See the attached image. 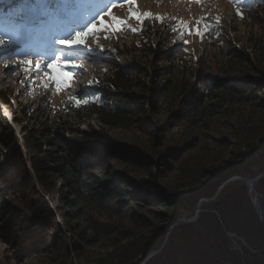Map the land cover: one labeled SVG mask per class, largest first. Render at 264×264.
I'll return each mask as SVG.
<instances>
[{
  "label": "trees",
  "instance_id": "trees-1",
  "mask_svg": "<svg viewBox=\"0 0 264 264\" xmlns=\"http://www.w3.org/2000/svg\"><path fill=\"white\" fill-rule=\"evenodd\" d=\"M32 2L36 6H32L31 13L46 20L38 27L23 28L34 37L41 29L47 36L50 25L79 14L89 1ZM256 6L262 12L264 0H257ZM26 23L29 20L25 26ZM178 24L167 31L168 40L164 38L163 42L161 32L144 29V35L138 36V46L118 50L117 56L123 62H114L113 74L104 86L90 88L89 102L84 106L91 107L103 130L75 135L68 121L40 122L36 111L29 116L27 112L23 120L14 113L33 175L27 169L19 138L0 110V147L4 151L16 149L14 162L6 163L10 161L9 167L19 175L18 181L8 186L11 188L0 182V229L4 241L19 246L17 229L23 223L22 209L26 204L48 214V221L52 219L47 196L52 198L65 225L73 229L77 226V231L89 222V207L99 216L116 220L124 238L119 255L114 261L102 259L100 264H140L151 252L157 253L145 264H264V219L260 220L243 181L224 186L225 193L201 212L196 220L198 227L181 222L186 209H194L200 199L213 197L228 180L257 177L264 172V137L244 140L245 146L241 145V152L229 166L213 165L207 172L205 155L193 162L186 156L198 147L192 144L195 137L187 132L178 139L174 136L181 124L193 130L231 106L245 104L264 110V67L233 45L226 50L237 58L235 66L229 59L230 71L217 57L201 55L195 59L180 45H169L181 32V27L176 28ZM209 28L214 36L220 33L214 26ZM2 31L12 34L10 28L0 25L1 35ZM152 37L159 41L155 43ZM136 54L143 55L145 64L134 58ZM10 96L0 90L2 103L12 107ZM26 119L31 121L30 126L25 125ZM105 129L134 130L154 141L146 151L110 136ZM5 156L0 153V159ZM4 168L5 164H0V176ZM176 171L179 177L199 174L203 180L176 188L166 182L167 175ZM26 181L34 185L37 182L43 195L30 184L24 191ZM257 183L264 197V176ZM27 194H32L31 199ZM40 218L42 215L36 217ZM57 223L50 225V231L59 228ZM95 230L99 232V228ZM230 234L243 238L246 245L238 240V248H233ZM52 238L56 243L57 235Z\"/></svg>",
  "mask_w": 264,
  "mask_h": 264
},
{
  "label": "rangeland",
  "instance_id": "rangeland-1",
  "mask_svg": "<svg viewBox=\"0 0 264 264\" xmlns=\"http://www.w3.org/2000/svg\"><path fill=\"white\" fill-rule=\"evenodd\" d=\"M32 1L0 0V25L10 28L12 32V34H8L6 31H2V35L0 34V37H3L6 41L5 45L0 46V90L11 94L9 98L12 105L11 110L13 113L18 114L19 119L23 120L27 112L29 116L33 111H36V120L38 119L40 122L47 119L50 123L57 119L68 121L73 128L72 134L75 135L92 129L103 130L104 127L98 117L90 111L91 107L84 106V104L77 107L75 101L71 98L89 100L87 95L90 88L103 87L105 80H108L113 74L114 62L122 64V59L117 56L118 50L121 51L132 44L138 46V36L142 35L144 31L133 33L130 28L125 27L120 32L108 30L95 32L94 35L86 37L87 47L81 45L76 47L75 50L67 45L55 44L53 46L56 50L55 55L61 57L58 63L64 64L65 56L75 61V66L68 63L62 69L63 72L70 73L69 76L64 77L69 86L57 89L55 83L48 81L44 75L45 72L50 73L46 65L52 60L53 53L49 48L52 38H60L69 33L74 35L73 30L81 31L83 25L92 20L106 5H109L111 0H88V7L78 12L79 14L75 19L69 18L70 23L65 25L67 22L63 20L58 24L50 25L49 30H53L52 35L49 36V39L44 35L42 40L36 39L35 36L30 38L29 33H23L21 28L26 20L30 21L29 27L39 26L42 21H46L44 18L37 19L33 15L35 13H31L32 6H36V3ZM256 1L243 0V3L237 5L233 0H201L200 3L196 0H136V4L130 6L123 0L112 9V14L128 20V23L136 28H139L140 25L135 19L129 18L130 7L141 13L151 12L154 16H164L165 21L163 23L155 19H145L143 23V30L150 28L153 33L161 32L162 40L160 42H163L164 38H168L166 33L169 29L183 20L189 26L191 34L184 32L181 26L179 36L172 38L169 45H180L186 49L187 54H191L195 59L201 55L217 57L220 62L225 64L226 70L230 71L232 67L227 65L229 59H231L234 66L235 60H237V58L230 56L231 53H226V50L231 48L232 45L238 49H244L252 60L264 67V10L258 12L259 8L256 6ZM238 7L242 15H237ZM249 14L253 15L254 18L249 17ZM216 17H220V20L217 21ZM104 19L112 23L108 15H105ZM204 23H207L209 27H216L220 33L214 36L211 32L209 33L213 29L209 28L202 38L196 35L197 26L203 31ZM97 27H100L98 20ZM182 35L183 39H180ZM10 36H14L15 39ZM149 37L151 36L147 35V38ZM47 39L49 41H46ZM151 39L155 43L159 41L153 37ZM9 40H14L16 43L8 44L7 41ZM184 40H187L188 43H184ZM134 56L140 64H145L143 55L136 54ZM24 59H31L34 62L40 60L42 68L39 71L34 70L30 75L26 74L23 71L24 65L21 63ZM131 59L133 58L131 57ZM89 81H92V83H89ZM45 82L49 85L47 88L43 87ZM2 105L0 100L1 113L2 111L5 113ZM3 117L6 118L4 115ZM209 118L206 124L193 130L187 124H181L178 132L174 129V132H176L174 134L175 139L180 138L186 132L195 137L192 144L198 145V147L193 148L186 156L193 162L198 157L205 155L208 162L205 165L207 172L213 165V167L221 168L229 166L232 160L241 152V145L245 146L246 140H253L254 138L259 140L264 137V110L256 106L245 104L231 106L227 112L214 114ZM30 124L31 121L26 119L25 125L30 126ZM11 127L20 140V147L25 154L27 169L33 175L34 171L22 139L21 126L15 123L14 125L11 124ZM105 130L110 136L132 146L135 144L136 147L146 151L150 150L152 141H154L146 133L134 130ZM232 143L234 144L233 147H231ZM1 152L6 156L1 157L0 164H5L6 168L3 170L4 175L0 176V182L5 184L6 188H11L8 186L16 183L19 179L18 173L9 167L10 161L14 162L17 157V153L14 155L16 149L4 151L0 147ZM7 160L10 161L6 163ZM192 165L194 164L192 163ZM258 176L248 177L245 181H241L245 183L250 200L256 207L260 220H262L264 219V197L257 189L258 180H255ZM202 180V176L199 174L181 175L179 177L176 171L167 175L166 182L176 188H181L182 186L200 183ZM35 183L34 185L32 181L31 183L26 181L22 188L24 191H28L26 186L30 184L32 188L35 186L36 193L43 195L39 184ZM219 189L213 197L200 199L194 209L190 207L186 209L188 211H186V215L181 222H188L198 227L196 220L205 206L211 205L216 198L225 193L224 189V191L222 189L219 191ZM227 195L229 197V194ZM31 196L32 194H27V198L31 199ZM45 200L53 212L50 221L46 219L48 214H43L40 212L41 210H36L32 205L28 207L26 204V207L22 209L25 217L23 223L17 229V234H20L19 246H12L4 241L0 229V264H100L102 259L114 261L119 255L124 238L120 230L118 231L117 224L114 223L116 220L99 216L93 213L89 207L86 215L89 222L80 225L81 229L77 231L79 227L76 226V229L71 226L68 227L60 219L52 198L45 196ZM40 215H42V218L36 219ZM55 222L59 223V228L55 232L50 231V225ZM95 228H99V232ZM56 235L58 238L54 243L55 238L52 237ZM230 236L234 239L232 242L233 248H238V240L246 245L243 238L235 234H230ZM156 253L151 252L143 257L140 264H145Z\"/></svg>",
  "mask_w": 264,
  "mask_h": 264
},
{
  "label": "snow or ice",
  "instance_id": "snow-or-ice-1",
  "mask_svg": "<svg viewBox=\"0 0 264 264\" xmlns=\"http://www.w3.org/2000/svg\"><path fill=\"white\" fill-rule=\"evenodd\" d=\"M121 0H111V3L109 5H106L103 9H101L100 12L96 14L95 17L92 18V20L87 21L84 25L81 31H74V35L69 33L66 34L63 37L56 38L53 37L49 48L50 51L53 53L52 55V60L50 63L46 65L47 69L50 70V73L45 72L44 75L46 76L48 81H52L55 83L57 89L61 87H68V82L64 77H67L70 75V73H65L62 71L64 67L68 63H72L75 66V61H72L69 59L68 56L64 57V64L58 63L61 59L60 56L55 55V48L53 47L55 44H61V45H67L70 48H75L79 47L81 45L87 47L86 44V37L89 35H94L95 32L99 31H112V32H120L124 30L125 27L130 28L133 33L143 31V23L145 19H155L158 20L159 22L163 23L165 21V17L162 15H155L151 12H144L141 13L138 10H133L131 7L129 8V18L130 19H135L137 23L140 25L139 28L132 27L131 24L128 23V20L117 17L112 14V9L115 8L118 3H120ZM127 4L135 5L136 0H124ZM196 2L200 3L201 0H196ZM234 3L237 5L243 3V0H233ZM108 15L111 18L112 23H109L104 19V16ZM237 15H242L239 11V7L237 8ZM170 19H175L174 17H169ZM97 20L99 22L100 27H97ZM216 20L219 21L220 17H216ZM21 23L23 21H20ZM183 27V31L191 34L189 26L183 21H179V24L176 25V28L179 29L180 27ZM209 30V25L207 23L203 24V31H201V28L197 26L195 34L200 36L201 38L203 37L204 33ZM108 38V37H106ZM181 39H183V35L181 36ZM8 44H14L16 41L14 40H9L7 41ZM184 43H188L187 40H184ZM6 44V41L3 37H0V46H3ZM21 63L24 65L23 71L26 74H31L34 70L39 71L42 68V64L40 60H36L35 62L31 59H24L21 61ZM7 67V65H5ZM23 83V81H21ZM89 83H92V81H89ZM49 85L47 82L43 84V87L47 88ZM76 103V106L79 107L81 104H87L89 101L87 99L80 100L77 99L76 97H72Z\"/></svg>",
  "mask_w": 264,
  "mask_h": 264
},
{
  "label": "water",
  "instance_id": "water-1",
  "mask_svg": "<svg viewBox=\"0 0 264 264\" xmlns=\"http://www.w3.org/2000/svg\"><path fill=\"white\" fill-rule=\"evenodd\" d=\"M263 176H264V172L261 173V174L258 176V178H256L255 181L259 180V179L262 178ZM247 178H248V177H247ZM245 179H246V178H242V177L236 176V177H234V178L228 180L227 182H225V183L220 187L219 191H220L224 186H226L228 183H230V182L240 181V180H244V181H245ZM251 181H253V180H251Z\"/></svg>",
  "mask_w": 264,
  "mask_h": 264
},
{
  "label": "bare ground",
  "instance_id": "bare-ground-1",
  "mask_svg": "<svg viewBox=\"0 0 264 264\" xmlns=\"http://www.w3.org/2000/svg\"><path fill=\"white\" fill-rule=\"evenodd\" d=\"M26 10V9H25ZM70 28V27H69ZM37 39H40V40H42V37H37ZM3 76V75H2ZM4 77V76H3ZM6 77H4V79H5ZM5 80H7V79H5ZM6 119H7V117H6Z\"/></svg>",
  "mask_w": 264,
  "mask_h": 264
}]
</instances>
